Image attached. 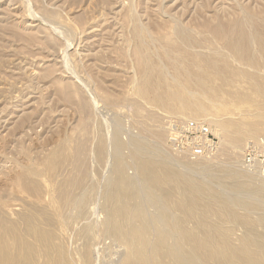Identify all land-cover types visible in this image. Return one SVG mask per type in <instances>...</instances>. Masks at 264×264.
Instances as JSON below:
<instances>
[{
  "label": "rangeland",
  "instance_id": "rangeland-1",
  "mask_svg": "<svg viewBox=\"0 0 264 264\" xmlns=\"http://www.w3.org/2000/svg\"><path fill=\"white\" fill-rule=\"evenodd\" d=\"M245 16L247 24L243 22ZM13 20L20 29L26 27V35L30 36L14 37L9 30L3 29V23ZM45 20L48 22L42 23ZM263 20L264 0H0V200L7 204V207L4 204L5 210L18 212L25 208L24 205L27 206V202L35 200L32 196L19 193L21 190L14 187L16 185L12 187L11 181L16 173L33 168L39 173H34L35 176L30 174V178L38 183L43 194L48 192L47 178L39 176L45 169L48 154L68 138L73 155L84 138L83 154L78 153L71 162L73 165L66 164L62 176L72 173L77 178L83 176L85 189L79 193L91 198L88 202H91L90 206L85 207L92 213L86 212L89 219L85 214L75 220L70 219L63 241L75 258L83 257L88 250H103L104 260L117 264L116 257L118 261V255L126 248L102 236L97 223L104 216L101 209L106 185L113 180L119 186L122 178L130 189L140 184V174L130 160L129 142L140 140L151 146L154 142L156 147L158 128L163 129L164 134L159 144L162 155L171 160L175 169L184 170L181 165L187 166L196 161L199 165L208 166V163L212 170L216 168L213 171L222 166L224 172L223 166L232 163L236 154L238 157L233 164L243 175L240 180L243 195L251 196L256 189H262L264 171L259 170L257 165L246 167L243 157L248 146H254L257 154H264V91L254 89L250 79L241 74L235 75V72L251 73L264 86V54L256 43H251L250 50L258 62L253 66L236 57L225 38H229L227 30L233 23L242 21L239 23L245 25L241 28L244 26L242 29L250 33L252 28H264ZM175 27L184 30L189 39H181L175 33ZM186 29L192 32L187 33ZM216 30L223 31L220 38L215 32L211 34ZM33 33H38L37 37H31ZM200 39L204 41V46ZM170 46H181L177 49L181 52L183 49V52ZM211 49L214 53L217 49V56ZM201 50L204 56H215L224 63L221 62V72H204L209 68H203L202 75L195 76L193 71L190 74L174 71L176 65L181 66L183 60L192 61ZM138 54L143 55L141 60ZM138 60H143L142 63L149 60L148 64L159 68L160 75L153 78L156 87L158 85L154 93L170 100L166 107L152 104L136 92V85L142 76ZM199 83L206 88L204 97H199ZM63 88L69 95V103L61 95ZM150 95L154 94L151 92ZM79 98L90 104L85 112L88 120L84 133L79 127L82 119ZM200 101H204L205 119L204 113L199 115L201 118L195 115L192 119L196 107H188V102ZM182 102L183 106H188L181 107ZM182 111L187 117L182 115ZM196 119L207 124L218 143L214 152L200 157L178 152L168 143L172 122ZM240 132L245 133L238 137ZM228 134L232 138L237 136L240 145L229 144L225 140ZM114 136L123 144L122 155L127 161L123 169L116 163L112 147ZM199 159L203 161L200 163ZM177 160L189 162L179 166ZM222 181L225 184L236 182L224 175ZM114 189V186L109 187L108 193L113 195ZM91 208L93 211L96 209L94 213L97 215ZM87 225L92 227L88 226L89 232L83 234L82 230ZM234 234L236 238L242 231L237 229Z\"/></svg>",
  "mask_w": 264,
  "mask_h": 264
},
{
  "label": "bare ground",
  "instance_id": "bare-ground-1",
  "mask_svg": "<svg viewBox=\"0 0 264 264\" xmlns=\"http://www.w3.org/2000/svg\"><path fill=\"white\" fill-rule=\"evenodd\" d=\"M43 11L45 12L44 9ZM50 11L53 12L54 10ZM244 18V21L243 19H240L246 23L245 20L248 18L246 16ZM14 20L5 22V24L3 23V29L9 30L14 37L30 36L26 35L25 31H27V28L21 27L20 29V26L18 27ZM46 22L48 21L45 20L42 23ZM53 22L55 23L57 21ZM239 22L233 23L230 27L228 26L229 29L227 31L230 36L229 38L224 37L226 39V41H224L234 52L233 54H236V57L241 60L248 61L249 64L255 66L258 62L253 56L252 50H250V45L251 43L253 44V42L256 43L261 50L260 52H262V55L264 54V28H252L253 30L250 29L251 32L249 30L250 33H246L248 30L245 32L243 30L244 26L242 27L243 29L241 28V26L245 24L242 23L241 25ZM176 28L177 27H175V33L179 35L181 39L182 37L189 39V37L185 35L186 32L184 30ZM221 30L213 31L211 34L215 32L216 36L218 35V38H220L223 34V31L221 32ZM188 31L189 30H187V33ZM34 33L31 34V37H37L36 34L38 33ZM2 34L5 35L4 31ZM39 34L42 35V33ZM199 37L201 38V36ZM31 39L35 40V38ZM31 39H29V41ZM204 40L206 42L205 38ZM195 41H197V38ZM202 41L203 40H201V42ZM42 42L44 43V41ZM52 44L53 43H51V45ZM200 44L201 43H199V45ZM38 45L41 46V44ZM196 46H198V44ZM216 46L219 47V45ZM171 47L172 46H170V48ZM168 48L167 50H169ZM172 48L177 49L174 47ZM194 48L196 50V47ZM173 49L172 51H174ZM212 49L215 50V47ZM212 49L210 51H212ZM179 51L181 52V49ZM212 52L214 53V51ZM142 56L140 54L137 55L139 59ZM142 61L139 62L138 60V66L142 76L140 82L136 85V92L141 97L147 99L150 103L160 105V107L162 106L164 108L170 100L164 99L159 93H154L158 85L156 87L153 78L160 75V70H158L159 68L157 69V67L153 64H148L149 60L144 61L143 63ZM178 61L175 60V62ZM187 61L188 60H183V64L181 62V66L176 65L174 67V71H181L185 74H190L193 71L192 73L195 76L202 75V71L204 70L203 68H209V70H205L204 72H221L220 68L222 61L218 60L215 56H204L202 54V50L201 52L199 51L192 61ZM173 65H170V67H173ZM178 65H180V63ZM194 68H197V70ZM164 72L165 71H163L162 75L165 74ZM237 74H241V76H244L246 79H250V85L254 89L260 90L261 92L264 91V86L259 84L256 80L257 78L251 73L236 71L235 75ZM198 88L199 97H204V91H206L204 84L199 83ZM61 91V95L65 100H67L66 102H68L69 95L66 94V90L64 89ZM151 92L154 94L153 96L150 95ZM172 98L177 99L175 96ZM78 100V108L82 114L79 127H81V133H84L87 124L86 121L88 120L85 112L89 110L90 104L88 101L83 100V98H79ZM140 102L143 103V101ZM203 102L204 101L188 102V105L190 106L186 104L188 107H196V111L193 113L194 115H192V119H195V115L199 116L201 113L206 112L204 111L205 107ZM186 105L183 106L182 102L181 107L185 108ZM206 114L204 113L203 117ZM184 115L186 116L185 113ZM114 130H116V128ZM162 130L159 128L156 130V147H154L155 145L153 146V144H155L153 141L152 146L140 140H133L131 144L129 142L130 160L136 167L137 172L140 174V184L135 187V189H130V186L123 181V178L120 180L119 186L113 180L110 182L106 181V194L104 196V203L102 206L103 209H101L104 216L103 219L100 220V222L97 221V223H99L98 229H100L102 236L104 235L111 238L121 245H124L126 248L124 252L122 251L120 255H118V261L116 257V263L264 264V187H259L262 189H256L253 191L252 193L254 194L251 196L250 194L248 196L243 195L242 185L240 183L243 175L237 170L238 166L235 167L233 164L235 157H238L236 154L235 156L233 155L234 160H232V163L228 161L230 164L228 163L229 165L223 166L225 168L224 172L222 166L219 169L217 168L216 171H213L216 168L212 170L213 167H208V163V166L202 165L201 161H203V159H201V161L199 159L201 165L195 161L193 162L194 164L190 162L192 164L191 165L189 163L190 166H188L189 161L185 163L186 160L182 162L177 160L179 162H176L177 165L181 163L183 164V162L188 165H181L182 167L180 168L184 169H181V171L178 170V168L175 169L176 167H172L171 160L169 161V158L167 159L166 156L165 158V154L162 155L160 150L159 144L162 143L163 140L161 141V139L164 135ZM244 133L245 132L238 133V137ZM116 134L117 130L115 135ZM230 136L231 135H229L225 140L231 145H237L240 141L237 136L236 138H232V136ZM244 137H247V135ZM83 140L79 143L77 142L78 145L76 153L73 155L71 153L72 148L70 147L71 141L68 138L63 139L57 148L48 154L45 169L40 173L41 175H39H45L47 178L49 188L48 192L46 191V194L44 193L45 196L38 183L31 179L32 177L30 178V176H32L30 174L35 176L36 174L34 173H37L38 171L36 172L33 168L28 167L27 171L24 170L23 172L15 174L14 179L11 181L12 187L16 185L14 187H18V190H21L19 193L27 194L29 197L32 196L35 200L29 203L27 202V206L24 205V209H21L18 212L14 211L12 213L5 210L4 204L6 203L4 202L3 204V201L0 200V264L111 263L107 262L109 259L106 261L104 260L103 250H88L83 257L75 258L71 255L67 245L63 241L65 239V231L66 227H68L69 220H75L76 217L81 214H83V216L85 214V216H87L86 218L89 219L88 213L86 212H91L86 209L88 207L87 205L90 206L91 204V202L88 204L91 198L89 199L87 194L82 192L79 193L80 190L84 188L82 185L84 180L83 176L77 178L73 175V173L72 175L67 174V176H62V169H64L66 164H72L71 162H73L75 157L77 158L78 153H82L84 149ZM112 147L114 148L115 156L117 158L116 163H118V166L123 169L127 165V161L122 155L123 144L120 140L118 141L115 136L112 142ZM233 150L237 153V150ZM154 156L157 157L154 158ZM80 161L82 163V160ZM235 165H239V163ZM68 171H70V169ZM222 175L227 178H234L236 182L225 184L222 181ZM197 177H199V179H197ZM113 186L116 191L113 195H110L108 193L109 187L113 188ZM1 198L3 197L1 196ZM94 203L96 202L94 201ZM94 208H96V205ZM150 208L153 210L150 211ZM91 209L93 211V208ZM95 210L96 209H94V211ZM94 214L97 215V213ZM89 216H91V214H89ZM96 219L98 220L99 218ZM97 223L95 224L96 226ZM88 226L90 225L83 228V234L89 232L90 227H92ZM237 229H240L242 234L235 238L234 232Z\"/></svg>",
  "mask_w": 264,
  "mask_h": 264
},
{
  "label": "built area",
  "instance_id": "built-area-1",
  "mask_svg": "<svg viewBox=\"0 0 264 264\" xmlns=\"http://www.w3.org/2000/svg\"><path fill=\"white\" fill-rule=\"evenodd\" d=\"M168 143L174 150L195 157L214 152L218 147L217 140L202 120L172 122L169 127ZM243 163L248 168H254L257 165L259 170L264 171V154H257L254 146H248Z\"/></svg>",
  "mask_w": 264,
  "mask_h": 264
}]
</instances>
